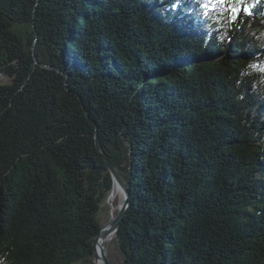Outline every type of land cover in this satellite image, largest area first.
I'll return each instance as SVG.
<instances>
[{"label": "trees", "instance_id": "trees-1", "mask_svg": "<svg viewBox=\"0 0 264 264\" xmlns=\"http://www.w3.org/2000/svg\"><path fill=\"white\" fill-rule=\"evenodd\" d=\"M247 3L229 23L197 0H0V264H94L113 186L94 124L130 192L120 264H264V0Z\"/></svg>", "mask_w": 264, "mask_h": 264}, {"label": "water", "instance_id": "water-1", "mask_svg": "<svg viewBox=\"0 0 264 264\" xmlns=\"http://www.w3.org/2000/svg\"><path fill=\"white\" fill-rule=\"evenodd\" d=\"M38 63V62H37ZM42 67L45 68H50L49 66L46 65H41ZM80 101V105L81 108L83 109L85 115L89 118L88 113L83 105V101L79 98ZM95 126V147L98 150V152L101 154L102 159L104 161V163L106 164V167L111 175V178L113 180V183H115L123 192L124 195V201L122 203V206L119 210V212L117 213V215L111 217L110 221L104 225L103 227H101L98 235L95 237L94 241H93V247H94V260L97 258L96 252H95V246L98 242V240L100 238L106 239L108 235H110L112 232L115 233L120 226V223L126 213V210L128 208L129 205V197H130V192L127 188V186L125 185L124 181L121 179V177L118 175L117 171L115 170V168L113 167V165L111 164V162L109 161V159L107 158L102 146H101V142H100V138H99V134H98V130H97V126L94 124ZM107 225H109L107 227ZM100 258L102 261V264H112L106 254V252L103 250V247L100 249Z\"/></svg>", "mask_w": 264, "mask_h": 264}, {"label": "snow or ice", "instance_id": "snow-or-ice-1", "mask_svg": "<svg viewBox=\"0 0 264 264\" xmlns=\"http://www.w3.org/2000/svg\"><path fill=\"white\" fill-rule=\"evenodd\" d=\"M198 6L205 18L209 17L212 12L228 14V22L235 23L241 14L252 15L254 5L247 3V0H197ZM260 0H257L259 3ZM179 0H177L178 6Z\"/></svg>", "mask_w": 264, "mask_h": 264}, {"label": "rangeland", "instance_id": "rangeland-1", "mask_svg": "<svg viewBox=\"0 0 264 264\" xmlns=\"http://www.w3.org/2000/svg\"><path fill=\"white\" fill-rule=\"evenodd\" d=\"M1 81H2V77H0V82ZM6 82H8V80H7V78H4L3 83H6ZM107 199H108V197H107ZM107 199L103 203V205L101 207V211H100L99 216H98L101 227L106 225L110 221V219L112 217V212H111L112 211V207L108 204ZM117 205H118V201H115L114 202V208H116ZM116 215H117V213H116ZM109 236L110 235H108V237ZM105 250H106V254H107V256H108V258H109V260H110V262L112 264H120L121 256H120L119 252L116 249L115 239H113V241H110L106 245V249ZM96 261L97 260H94V264L96 263Z\"/></svg>", "mask_w": 264, "mask_h": 264}, {"label": "bare ground", "instance_id": "bare-ground-1", "mask_svg": "<svg viewBox=\"0 0 264 264\" xmlns=\"http://www.w3.org/2000/svg\"><path fill=\"white\" fill-rule=\"evenodd\" d=\"M118 201V205L116 206V208H114V202ZM124 201V195L122 190L115 184L113 183L110 195L108 196L107 202L108 204L112 207V215L115 216L116 213L119 212L122 203ZM109 225H107L108 227ZM108 237V236H107ZM115 238V233L112 232L110 234V236L106 239L100 238L95 246V252L97 255V258L95 260L96 263L95 264H102L101 258H100V249L103 247V250L106 252V245L110 242L113 241V239ZM104 240V241H103Z\"/></svg>", "mask_w": 264, "mask_h": 264}]
</instances>
